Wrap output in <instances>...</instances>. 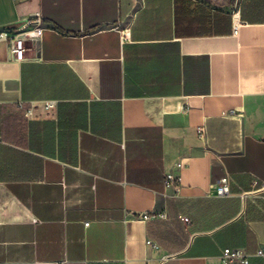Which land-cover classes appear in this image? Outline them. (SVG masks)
Segmentation results:
<instances>
[{
	"label": "crops",
	"instance_id": "1",
	"mask_svg": "<svg viewBox=\"0 0 264 264\" xmlns=\"http://www.w3.org/2000/svg\"><path fill=\"white\" fill-rule=\"evenodd\" d=\"M37 13L25 61L0 42V264H264V0H0V27Z\"/></svg>",
	"mask_w": 264,
	"mask_h": 264
},
{
	"label": "built area",
	"instance_id": "2",
	"mask_svg": "<svg viewBox=\"0 0 264 264\" xmlns=\"http://www.w3.org/2000/svg\"><path fill=\"white\" fill-rule=\"evenodd\" d=\"M243 22L235 15L233 17V34L239 36ZM43 18L40 13L35 14L17 28L0 27V42H5L8 45V51L11 60L15 62H23L27 59L26 54L31 48H36L43 35ZM126 37V36H125ZM57 106L56 102H47L44 104L46 111H51ZM29 115V113H28ZM201 138L203 137L204 130H199ZM229 178H224L217 187V193L220 196L228 195ZM165 184L167 187L177 188L178 181L173 176L169 175L166 178ZM148 215H144L143 219L147 220ZM189 222V219H184ZM89 225V224H87ZM152 245L151 241H148ZM258 256L263 257L264 252L260 251ZM223 264H250V256L245 254L242 249L226 248L221 253Z\"/></svg>",
	"mask_w": 264,
	"mask_h": 264
}]
</instances>
